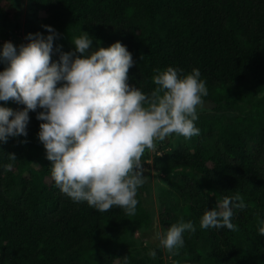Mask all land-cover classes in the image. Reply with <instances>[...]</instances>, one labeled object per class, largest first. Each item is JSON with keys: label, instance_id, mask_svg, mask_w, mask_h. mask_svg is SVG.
<instances>
[{"label": "trees", "instance_id": "obj_1", "mask_svg": "<svg viewBox=\"0 0 264 264\" xmlns=\"http://www.w3.org/2000/svg\"><path fill=\"white\" fill-rule=\"evenodd\" d=\"M31 1L30 33L46 37L47 25L59 33L53 43L74 29L110 45L121 42L135 62L128 83L145 93L156 87L154 69L200 70L208 89L203 99L236 113L230 119L198 117L199 135L155 154V169L170 184L162 193L161 219L166 229L181 217L195 225L178 249L183 264H264L257 222L264 220V0ZM12 11L13 0H0L3 22ZM6 67L0 59V71ZM0 106L25 108L14 100ZM41 111L29 112L26 137L0 142V264H147L129 240L136 225L149 227L152 219L139 189L142 211L131 217L117 207L98 212L63 194L38 137ZM13 153L14 162L8 159ZM8 163L11 171L4 169ZM237 192L247 205L233 209L238 231L202 229L205 210ZM155 251L163 264V251Z\"/></svg>", "mask_w": 264, "mask_h": 264}, {"label": "clouds", "instance_id": "obj_2", "mask_svg": "<svg viewBox=\"0 0 264 264\" xmlns=\"http://www.w3.org/2000/svg\"><path fill=\"white\" fill-rule=\"evenodd\" d=\"M43 27L50 33L46 37L30 33L29 43L17 49L5 42L0 51V59L7 63L0 71V101L25 105L21 111L0 106V142L26 137L29 112L43 109L37 115L43 121L38 137L60 191L98 212L117 207L134 216L137 190L147 180L145 151H155L158 141L173 134L185 139L200 134L195 121L197 108L208 95L206 82L198 68L182 74V69L169 66L153 70L156 87L145 93L128 83L135 62L127 47L117 41L88 54L93 40L87 32L73 38L75 51L62 53L53 63V41L59 33ZM8 159L14 162L17 157L8 154ZM12 167L4 165L5 171ZM246 207L239 192L225 196L212 210H205L200 227L238 231L231 222L233 209ZM257 222L258 234L264 236V220L258 217ZM195 231L194 223L181 217L165 232H157L155 239L159 247L177 255L183 234ZM148 255L155 258L157 253L150 250Z\"/></svg>", "mask_w": 264, "mask_h": 264}, {"label": "rangeland", "instance_id": "obj_3", "mask_svg": "<svg viewBox=\"0 0 264 264\" xmlns=\"http://www.w3.org/2000/svg\"><path fill=\"white\" fill-rule=\"evenodd\" d=\"M33 4L31 0H13V11L8 18L7 22H3L0 19V51H2L3 44L5 42H12L17 49L20 45L27 44L29 41L26 39L30 31L28 30V18H31ZM32 34V33H31ZM80 36L78 30L74 29L71 36L59 43H53L52 62L59 59L62 53L75 51V45L72 42L73 38ZM93 43L88 50V54L98 50L100 47L111 46L107 42H103L91 37ZM59 48V51L57 49ZM236 111L229 107H216L215 103L203 99V104L197 108L198 117L209 119L212 117H234ZM189 139H185L182 136L173 134L167 137L164 141H158L156 143L155 151H145L142 157L143 168L145 169L144 175L147 177L145 184L139 187L141 199L144 206L151 214V223L148 226L136 225L135 230L130 232L129 240L131 244L137 246L142 255L144 256L147 264H159L155 258L148 255L150 250H155L159 247V241L155 239L157 232H165L167 229L161 219V208L163 206L162 197L163 191L170 189L169 178L158 173L154 166V158L156 153H162L164 150L168 151L173 148L181 147ZM165 146L164 149L161 148ZM181 173V172H179ZM202 184L207 185L205 180H202ZM141 207L137 205V212L140 214ZM164 254L163 264H183L179 252L177 255L170 254L166 249L159 247Z\"/></svg>", "mask_w": 264, "mask_h": 264}]
</instances>
